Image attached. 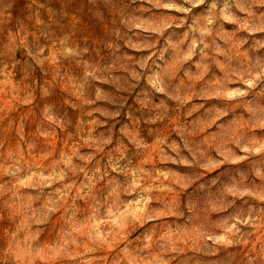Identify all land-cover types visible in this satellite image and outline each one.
I'll use <instances>...</instances> for the list:
<instances>
[{"label":"rangeland","instance_id":"1","mask_svg":"<svg viewBox=\"0 0 264 264\" xmlns=\"http://www.w3.org/2000/svg\"><path fill=\"white\" fill-rule=\"evenodd\" d=\"M0 264H264V0H0Z\"/></svg>","mask_w":264,"mask_h":264}]
</instances>
